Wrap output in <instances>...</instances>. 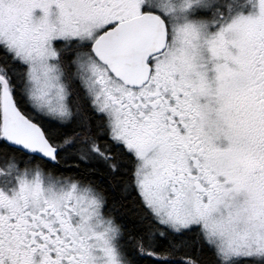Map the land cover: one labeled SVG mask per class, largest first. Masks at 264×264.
Here are the masks:
<instances>
[{
    "label": "flooded vegetation",
    "instance_id": "flooded-vegetation-1",
    "mask_svg": "<svg viewBox=\"0 0 264 264\" xmlns=\"http://www.w3.org/2000/svg\"><path fill=\"white\" fill-rule=\"evenodd\" d=\"M0 15V45L26 71L20 80L0 62L17 109L5 119L0 108L1 142L20 152L0 155V264H134L105 190L72 173L74 153L113 174L127 153L130 194L134 156L161 238L183 232L162 217L186 201L211 204L235 184L264 193V0H0ZM33 65L66 107L35 105L50 90L31 95ZM23 80L18 95L11 84ZM18 123L20 148L9 140ZM141 161L156 169L144 189Z\"/></svg>",
    "mask_w": 264,
    "mask_h": 264
},
{
    "label": "trees",
    "instance_id": "trees-1",
    "mask_svg": "<svg viewBox=\"0 0 264 264\" xmlns=\"http://www.w3.org/2000/svg\"><path fill=\"white\" fill-rule=\"evenodd\" d=\"M0 62H6L10 65L15 64L16 66H11L10 68L14 74L20 77V80L22 79L21 71L26 72L25 68L17 63L1 45ZM2 69L3 67L0 65V76H2ZM26 85L25 80L14 83V85L11 84V86L17 89L18 95ZM1 91L2 84L0 83ZM83 106L86 107L85 104ZM81 123L84 124V131L91 129V125L89 128H86L87 123ZM82 124L80 126L81 128ZM92 124L94 127V135H97L98 128L101 125L96 123V121L92 122ZM67 132L70 133L71 129H66L65 132L63 131L65 135ZM5 154L20 158V152L17 149L7 146L6 143L1 142L0 137V155ZM114 156V162L118 169L116 174H113L112 170L101 164L88 167L85 163L78 160L77 154L74 153L72 157L76 162L72 164L79 166L81 169L80 171L73 169L72 173L79 179L99 183L100 187L105 190L112 206V209L108 210V212L115 216L128 237V240L133 242V250L131 248L132 251H129V253L133 254L134 264H188L186 263L187 259L193 260L197 264H223L215 248L205 239L200 227H195L179 234L169 231L166 237L161 238L160 231L162 229L158 225L156 217L145 207L135 184V171L138 166L137 160L133 156V194H130L125 190V183L130 185L131 163L127 158L128 155L124 151H120ZM51 168L55 171L60 170L55 166H51ZM138 247L146 248L151 252L155 251L160 256L165 257V260L156 261L150 257H140ZM232 264H264V258H245L235 261Z\"/></svg>",
    "mask_w": 264,
    "mask_h": 264
},
{
    "label": "rangeland",
    "instance_id": "rangeland-1",
    "mask_svg": "<svg viewBox=\"0 0 264 264\" xmlns=\"http://www.w3.org/2000/svg\"><path fill=\"white\" fill-rule=\"evenodd\" d=\"M5 25V18L0 15V35ZM1 38V36H0ZM40 71V66L37 65ZM45 70L44 68L42 69ZM41 72V71H40ZM35 65L29 70V91L32 96H42L40 91L50 90V94L44 98L34 99L38 108L52 111L63 109L66 104L63 97L51 96L54 79L46 73L45 78L36 76ZM36 77V78H35ZM50 79V80H49ZM55 88V87H54ZM2 91L0 92V102ZM2 107V106H1ZM138 168V182L142 189L148 187L156 172L154 165L141 161ZM151 175V176H150ZM61 188V187H60ZM231 190V191H230ZM222 198L211 204H198L194 201H186L182 204L180 213H176L167 219L166 223L175 231H183L195 226H200L204 237L215 248L218 256L225 264L251 258H264V193L249 185L235 184ZM152 209L165 210L163 202L157 200ZM157 211V210H155ZM162 219V220H163Z\"/></svg>",
    "mask_w": 264,
    "mask_h": 264
},
{
    "label": "water",
    "instance_id": "water-1",
    "mask_svg": "<svg viewBox=\"0 0 264 264\" xmlns=\"http://www.w3.org/2000/svg\"><path fill=\"white\" fill-rule=\"evenodd\" d=\"M111 68L115 71L116 74H118L116 72V68H114V67H111ZM118 75H120V77L123 78V79H126L127 78V75H123V74H118ZM1 80L3 81V84H4L2 98H3V109H4V113H5L4 115H5V119H6L7 116H8V112H7L8 110L13 111L14 113H17V109L15 107V104H14L13 98L11 96V93H10V91L8 89L7 83L3 79H1ZM21 127H23V124L21 123L19 125V123H18L17 126H15L12 130H10V133L12 135V138L15 141V143L17 142L16 145L18 147H20V144H23V142H22L21 139H19V137H18L17 134L14 137H13V135L18 131V129L20 130ZM23 129H24L25 132H28L31 129H34V130L38 131L37 132V135H41V137H42V139H43V141L45 142V145H46L45 147L42 146L41 149H48V148H50L49 143L47 141H45V139L43 138L42 132H41V130H40V128L38 126H36L35 124L31 123L30 121H24V127H23ZM33 152H35V151H33Z\"/></svg>",
    "mask_w": 264,
    "mask_h": 264
},
{
    "label": "bare ground",
    "instance_id": "bare-ground-1",
    "mask_svg": "<svg viewBox=\"0 0 264 264\" xmlns=\"http://www.w3.org/2000/svg\"><path fill=\"white\" fill-rule=\"evenodd\" d=\"M222 261V260H221ZM223 263V262H222ZM223 264H225V263H223Z\"/></svg>",
    "mask_w": 264,
    "mask_h": 264
}]
</instances>
